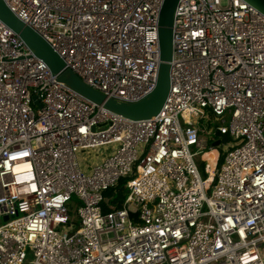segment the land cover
<instances>
[{
	"label": "built area",
	"instance_id": "built-area-1",
	"mask_svg": "<svg viewBox=\"0 0 264 264\" xmlns=\"http://www.w3.org/2000/svg\"><path fill=\"white\" fill-rule=\"evenodd\" d=\"M5 1L108 97L156 87L164 0ZM173 42L164 106L134 120L58 81L0 20V264H264V15L180 0Z\"/></svg>",
	"mask_w": 264,
	"mask_h": 264
},
{
	"label": "water",
	"instance_id": "water-1",
	"mask_svg": "<svg viewBox=\"0 0 264 264\" xmlns=\"http://www.w3.org/2000/svg\"><path fill=\"white\" fill-rule=\"evenodd\" d=\"M264 15V0H244ZM180 0H164L159 16L160 66L157 85L153 91L134 101L108 97L105 93L88 85L61 57V55L34 28L23 21L5 0H0V20L11 28L38 58L50 68L57 80L75 93L104 108L125 117L142 120L155 117L163 108L171 89V62L174 54V25L176 9ZM34 102L41 106L37 96ZM227 136L213 142L226 143ZM7 219V217H5Z\"/></svg>",
	"mask_w": 264,
	"mask_h": 264
},
{
	"label": "rangeland",
	"instance_id": "rangeland-1",
	"mask_svg": "<svg viewBox=\"0 0 264 264\" xmlns=\"http://www.w3.org/2000/svg\"><path fill=\"white\" fill-rule=\"evenodd\" d=\"M223 4H226L227 3V0H222ZM212 120H213V124L215 126L217 125H220V121H217L215 120V118L212 117ZM214 140H211L210 143H209V146L211 147L212 146V143H213ZM209 150V148L207 149ZM217 150H219V154H218V162L221 163L222 160H223V157L225 155V151L224 150H220L219 147H217ZM110 152V150L108 151L106 148H103L101 151L97 152V151H86L85 153L83 154H80V157H81V160H82V163L83 165L85 166H88V165H92L93 163L97 162L100 160V157L102 156H105L106 154H108ZM200 157H197V159H199ZM200 163L202 164L201 162V158L199 159ZM201 172L203 175L204 172H203V166L201 165ZM126 191L124 192V195H126ZM73 210H74V215H75V218L76 220L79 219L78 217V214H77V208H78V204L74 201L72 204H71ZM1 223V221H0Z\"/></svg>",
	"mask_w": 264,
	"mask_h": 264
},
{
	"label": "trees",
	"instance_id": "trees-1",
	"mask_svg": "<svg viewBox=\"0 0 264 264\" xmlns=\"http://www.w3.org/2000/svg\"><path fill=\"white\" fill-rule=\"evenodd\" d=\"M128 181V177L124 178L120 181L117 187L113 189H109L105 193L106 202H105V210L119 208L122 205L124 192L126 191V184ZM112 203V205H110Z\"/></svg>",
	"mask_w": 264,
	"mask_h": 264
},
{
	"label": "bare ground",
	"instance_id": "bare-ground-1",
	"mask_svg": "<svg viewBox=\"0 0 264 264\" xmlns=\"http://www.w3.org/2000/svg\"><path fill=\"white\" fill-rule=\"evenodd\" d=\"M207 156L210 157V159H213L214 156H215V153H214V152H213V153H210V154H208Z\"/></svg>",
	"mask_w": 264,
	"mask_h": 264
}]
</instances>
